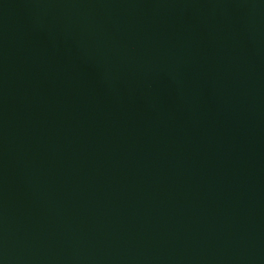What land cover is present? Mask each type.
<instances>
[{
    "label": "water",
    "instance_id": "obj_1",
    "mask_svg": "<svg viewBox=\"0 0 264 264\" xmlns=\"http://www.w3.org/2000/svg\"><path fill=\"white\" fill-rule=\"evenodd\" d=\"M0 264H264V0H0Z\"/></svg>",
    "mask_w": 264,
    "mask_h": 264
}]
</instances>
